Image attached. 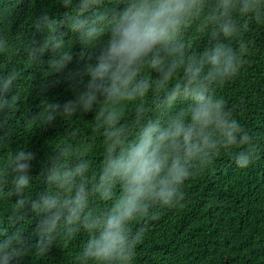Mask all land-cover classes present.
I'll list each match as a JSON object with an SVG mask.
<instances>
[{"label":"clouds","instance_id":"clouds-1","mask_svg":"<svg viewBox=\"0 0 264 264\" xmlns=\"http://www.w3.org/2000/svg\"><path fill=\"white\" fill-rule=\"evenodd\" d=\"M107 2L56 0L57 12L32 17L43 38H30L23 54L33 68L51 53L45 80L73 59L74 41L93 57L72 74L82 85L74 99L48 102L35 117L43 125L57 118L70 125L69 139L48 155L45 190L33 196L35 155L27 146L0 160V207H7L4 223L16 226L0 227V264L33 254L24 237L33 221L42 237L38 247L87 235L75 264H137L139 221L157 208L179 207L185 183L220 154L231 155L241 170L254 163V137L218 90L243 71L247 33L264 27V0ZM12 50L0 31V55ZM19 69L11 63L0 71V114L16 111ZM87 113L102 133L99 165L94 147L77 148L71 139Z\"/></svg>","mask_w":264,"mask_h":264},{"label":"trees","instance_id":"trees-1","mask_svg":"<svg viewBox=\"0 0 264 264\" xmlns=\"http://www.w3.org/2000/svg\"><path fill=\"white\" fill-rule=\"evenodd\" d=\"M55 5L56 0H0V31L8 33L13 48L7 56L0 55V71L18 63L21 75L16 111L0 114V140L6 143L0 146V160L16 147L27 146L34 153V197L46 188L42 177L50 151L69 139L65 133L70 129L60 118L43 125L35 117L46 112L48 102L62 104L74 99L82 85L72 79V74L83 70L93 57L74 41L73 59L62 72L44 79L51 59L48 52L40 64L29 67L23 47L30 38H43V33L34 28L32 17L45 10L57 12ZM104 6H109L107 0ZM246 39L250 54L243 71L218 94L254 137L249 145L254 163L241 170L231 155L220 154L213 166L185 183L179 207L157 208L153 217L139 221L134 227L142 234L137 243V264H264V27L251 26ZM41 84L46 91L40 90ZM82 115L75 124L77 134L71 139L77 148L94 147L91 155L99 165L102 133L91 122L94 113ZM13 128L15 133L8 137ZM6 213L7 207H0V227L14 231L15 225L4 223ZM24 237L33 254L14 259L12 264H75L87 240V235L80 233L38 247L42 237L37 221L25 228Z\"/></svg>","mask_w":264,"mask_h":264}]
</instances>
